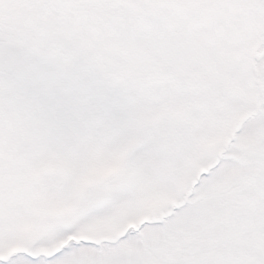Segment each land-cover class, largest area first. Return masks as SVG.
Wrapping results in <instances>:
<instances>
[{"label": "snow or ice", "instance_id": "6c2138e0", "mask_svg": "<svg viewBox=\"0 0 264 264\" xmlns=\"http://www.w3.org/2000/svg\"><path fill=\"white\" fill-rule=\"evenodd\" d=\"M0 264H264V0H0Z\"/></svg>", "mask_w": 264, "mask_h": 264}]
</instances>
